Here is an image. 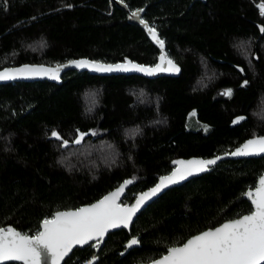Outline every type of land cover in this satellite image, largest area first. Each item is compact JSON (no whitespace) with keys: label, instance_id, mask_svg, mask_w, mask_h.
<instances>
[{"label":"trees","instance_id":"16d2710c","mask_svg":"<svg viewBox=\"0 0 264 264\" xmlns=\"http://www.w3.org/2000/svg\"><path fill=\"white\" fill-rule=\"evenodd\" d=\"M119 1L129 11L143 8L179 74L68 70L58 84H0V227L35 235L54 212L89 204L131 179L121 201L129 204L175 160L231 152L264 135V16L257 10L264 0ZM126 14L113 0H0V68L78 58L154 64L158 50ZM238 117L245 119L232 123ZM77 130L87 133L80 144ZM263 172L264 155L219 161L164 191L128 231L108 233L98 248L73 249L62 264L94 256L96 264L151 262L249 213L244 194ZM133 237L139 245L127 248Z\"/></svg>","mask_w":264,"mask_h":264},{"label":"snow or ice","instance_id":"6c2138e0","mask_svg":"<svg viewBox=\"0 0 264 264\" xmlns=\"http://www.w3.org/2000/svg\"><path fill=\"white\" fill-rule=\"evenodd\" d=\"M6 3V0H5ZM264 15V3L259 5ZM137 10L132 17H139ZM162 50L159 63L154 67H146L130 60L122 64H103L100 62L79 60L70 61L78 68H91L97 72L122 71L143 72L155 75L157 72L180 71L177 63L164 52L165 42L159 38L154 27L141 20ZM264 32V27H261ZM67 65H56L54 68L43 65H24L0 71V80H12L18 77L50 76L59 79V72ZM243 71V69H241ZM247 84V81H245ZM231 95V90H226ZM238 117L235 123L244 120ZM74 143L80 144L87 133L79 132ZM95 134V133H93ZM53 137L62 141L67 147L68 141L63 140L60 133L53 131ZM264 154V136L248 140L243 146L231 153L233 156H252ZM220 159L175 161L177 167L170 175L160 177L159 183L148 192L140 194L134 205L120 202V197L126 187L134 181L125 180L115 191L105 195L96 203L75 210L57 211L51 218L42 221L41 229L35 235L21 233L13 227H0V264L22 261L23 264H61L64 258L76 246H84L103 240L110 229L127 228L141 207L169 185L187 179L195 173L206 171L209 165H214ZM252 203L253 210L239 218L226 221L219 227L208 229L192 236L182 246L167 249V254L153 264H264V176L259 180L255 190L244 194ZM138 238L128 241L127 248L139 245ZM96 246V245H93ZM88 264H94L89 261Z\"/></svg>","mask_w":264,"mask_h":264},{"label":"water","instance_id":"95a60500","mask_svg":"<svg viewBox=\"0 0 264 264\" xmlns=\"http://www.w3.org/2000/svg\"><path fill=\"white\" fill-rule=\"evenodd\" d=\"M113 1H114V3H115L117 6H119V7H121V8H124V9L126 10V12H127V14H126L127 22L139 26V27L143 30V32L145 33L146 37H147L148 40L151 42V44H152V45L158 50L157 59H156V62H155L154 64H152V65H144V64H140V65H143V66H146V67H154L157 63L160 62V61H159V57H160V55L162 54V50H161L160 46L158 45V43H157L155 40L152 39L151 34L148 32V30H147V28L145 27V25H144L143 23H141V20L146 21V20H144L143 17H142V16H143V13H144L143 8H141L143 11L140 12L139 17L133 18V17H132V13L135 12V11H137V10H140V9H137V10H134V11H129V10L127 9L126 5H125L124 3H122L121 1H119V0H113ZM146 22H147V21H146ZM148 25H149V24H148ZM149 26H150V25H149ZM157 33H158V32H157ZM158 35H159V34H158ZM159 38H160V37H159ZM163 51L166 52L165 47H164V50H163ZM168 57H169V56H168ZM79 60H88V61L99 62V61L91 60V59H88V58L72 59V60H69V61H67V62L60 63V64H59V65H67L66 67H63V68L60 70V72H59V79H51L50 76H35V77H30V78H22V77H18V78H16V79H12V80H0V84L12 83V82H33V81H41V80H45V81H48V82H52V83H56V84H58V83L60 82V77H61V75H62L64 72L68 71V70H75V71H78V72L86 71V72H89V73H91V74L99 75V76H108V75H137V76H142V77H145V78H157V77H161V76L175 77V76H177V75L179 74V72H178V73H176V72H157L155 75H151V76H149V75H146V74L143 73V72H137V71H130V72H122V71L97 72V71H95V70H93V69H91V68H78V67H75L74 65H71V64L69 63L70 61H79ZM128 60H129V59H126V60H124V61L115 62V63H103V62H100V63H103V64H122V63H125V62L128 61ZM130 61H131V60H130ZM132 62H134V61H132ZM134 63L139 64V63H137V62H134ZM24 65H43V66H45V67L54 68V67H55L56 65H58V64H56V65H46V64H30V63H26V64H20V65H16V66H6V67H3V68H0V71H4L5 69H11V68H20V67H22V66H24ZM236 120H237V118H235V119L233 120L232 123H234V121H236ZM262 136H264V135H262ZM257 137H260V136H257ZM253 138H255V137H251V138H248V139L244 140L241 144H239L238 146H236L231 152H227V153H223V154L215 155V156L208 157V158H201V157H195V156H192V157H188V158H184V159H177V160H175V161H180V160L188 161V160H193V159H197V160H209V159H216L217 157H220V159H218V160L216 161V163H218L219 161H222V160H225V159H240V158H257V157H261V156L264 155V154H260V155H252V156H233V155H231L232 152H234L236 149H238V148H240L241 146H243L248 140L253 139ZM175 161H174V162H175ZM174 162H173V167H172V169H171L168 173L159 176V177L157 178L156 182H155L152 186H150V187L144 189V190L141 191V192H138V193L135 195L133 201H132L131 203L127 204V205H129V206L134 205V204L136 203V199L140 196V194L145 193V192H148L150 189H152L153 187H155V186L159 183L160 177L170 175L171 172L177 167V165H176ZM216 163H215V164H216ZM215 164H214V165H215ZM212 166H213V165H209L206 171L195 173V174H193L192 176L188 177L187 179H185V180H183V181H180V182H178V183H176V184L169 185L167 188H165V189H163L161 192H159L156 196L152 197L150 200H147L146 203L141 207L140 211L137 212L136 215L133 217V221H134V219L137 217V215H138V214H139V213H140V212H141V211H142V210H143L148 204H150L154 199H156V198H157L159 195H161L164 191H166V190L169 189V188L179 186V185L183 184L184 182L188 181V180L191 179V178L197 177V176H199V175H201V174H203V173L208 172L209 169H210ZM262 176H264V172H263V173L257 178L256 183H255V186H254L251 190L254 191L255 188L258 187L259 180H260V178H261ZM122 184H123V183L117 185V186L114 187L112 190L108 191V192L105 193L103 196H101L99 199H97V200H95V201H93V202H91V203H89V204L82 205V206H80V207H83V206H87V205H90V204L96 203L97 201H99L100 199H102L105 195L109 194L110 192L115 191V190H116L118 187H120ZM128 187H129V185L126 187V189H127ZM126 189H125V190H126ZM249 190H250V189H249ZM249 190H247V191H249ZM247 191H246V192H247ZM124 193H125V191H124ZM124 193H123L122 196L120 197V202L122 201V197H123ZM247 199H248V198H247ZM248 202L250 203V205H251V209L253 210V205H252V203H251V201H250L249 199H248ZM121 203H122V202H121ZM80 207H78V208H80ZM75 209H77V208H75ZM75 209H67V210H62V211L75 210ZM252 210H251V211H252ZM251 211H250V212H251ZM56 212H57V211H56ZM56 212H54L53 215H54ZM250 212H249V213H250ZM249 213H247V214H249ZM53 215H52V216H53ZM244 215H246V214H244ZM242 216H243V215H242ZM240 217H241V216H240ZM238 218H239V217H238ZM235 219H236V218H235ZM232 220H233V219H232ZM133 221H132V222H133ZM227 221H230V220H227ZM225 222H226V221L222 222L220 225H222V224L225 223ZM41 224H42V222L40 223L39 231L42 230V229H41ZM131 224H132V223H131ZM131 224H130V225H131ZM130 225H129V227H127V228L121 226L120 228L110 229L108 233L113 232V231L118 230V229H124V230L128 231L129 228H130ZM220 225H218V226H216V227H219ZM8 227H11V226H8ZM216 227H214V228H216ZM214 228H211V229H214ZM206 230H208V229H206ZM206 230H203V231H206ZM203 231H200V232H198V233H196V234H194V235H192V236L198 235V234L202 233ZM36 234H37V233H36ZM192 236H190L189 238H187V239H186L181 245H179V246H182V245H183L188 239H190ZM105 238H106V236H105V237L103 238V240H102L101 242H99L98 244H97L96 241H92V242H90V243H93L94 245H97V248H98V247H100V246L102 245V243H103V241L105 240ZM85 246H86V245H84V246H76L75 248H83V247H85ZM75 248H74V249H75ZM97 248H96V250H97ZM69 254H70V253H69ZM166 254H167V251H166L165 254H163V255H161L160 257L154 259L153 261L159 260L162 256H164V255H166ZM65 258H66V257H65ZM65 258H64V259H65ZM96 260H97V259H96V257L94 256V257L90 258L89 260L85 261L83 264H88L89 261H93L94 264H95V263H96ZM153 261L148 262V263H143V264H153ZM62 262H63V261H62ZM62 262H61V264H62ZM6 263H18V264H23L22 261H13V262H6Z\"/></svg>","mask_w":264,"mask_h":264},{"label":"built area","instance_id":"2783aa9c","mask_svg":"<svg viewBox=\"0 0 264 264\" xmlns=\"http://www.w3.org/2000/svg\"><path fill=\"white\" fill-rule=\"evenodd\" d=\"M260 4H262V3H259V4L257 5V10H258V13H259L261 16H264V15L261 14V11H260V8H259V5H260Z\"/></svg>","mask_w":264,"mask_h":264},{"label":"flooded vegetation","instance_id":"af4514ba","mask_svg":"<svg viewBox=\"0 0 264 264\" xmlns=\"http://www.w3.org/2000/svg\"><path fill=\"white\" fill-rule=\"evenodd\" d=\"M92 244H93V243H92ZM93 245H94V244H93ZM96 247H97V245H96ZM91 258H92V257H91ZM89 259H90V258H88L87 260H89ZM87 260H85V261H87ZM85 261H84V262H85ZM84 262H83V263H84ZM83 263H82V264H83ZM95 264H96V263H95Z\"/></svg>","mask_w":264,"mask_h":264}]
</instances>
